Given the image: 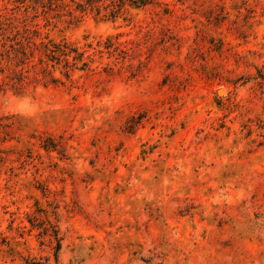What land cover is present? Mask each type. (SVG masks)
<instances>
[{
    "label": "rangeland",
    "instance_id": "rangeland-1",
    "mask_svg": "<svg viewBox=\"0 0 264 264\" xmlns=\"http://www.w3.org/2000/svg\"><path fill=\"white\" fill-rule=\"evenodd\" d=\"M0 264H264V0H0Z\"/></svg>",
    "mask_w": 264,
    "mask_h": 264
},
{
    "label": "trees",
    "instance_id": "trees-1",
    "mask_svg": "<svg viewBox=\"0 0 264 264\" xmlns=\"http://www.w3.org/2000/svg\"><path fill=\"white\" fill-rule=\"evenodd\" d=\"M133 2H138L140 4H144V3H147V2H150L151 0H132Z\"/></svg>",
    "mask_w": 264,
    "mask_h": 264
}]
</instances>
